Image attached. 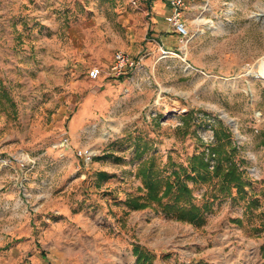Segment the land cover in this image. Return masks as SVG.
I'll return each instance as SVG.
<instances>
[{
	"label": "rangeland",
	"instance_id": "1",
	"mask_svg": "<svg viewBox=\"0 0 264 264\" xmlns=\"http://www.w3.org/2000/svg\"><path fill=\"white\" fill-rule=\"evenodd\" d=\"M142 3L0 0V264H264V0H203L177 47L91 79L151 38ZM225 132L245 199L221 196L202 227L127 205L143 160L167 176Z\"/></svg>",
	"mask_w": 264,
	"mask_h": 264
},
{
	"label": "trees",
	"instance_id": "2",
	"mask_svg": "<svg viewBox=\"0 0 264 264\" xmlns=\"http://www.w3.org/2000/svg\"><path fill=\"white\" fill-rule=\"evenodd\" d=\"M226 140L218 136V144L208 145L207 148L189 158L188 166L176 168L163 176L156 165L155 158L143 160L139 168V176L142 177L145 191L143 195L131 196L126 203L132 210L156 208L166 216L177 221L190 223L196 227H202L207 222V215L214 212L215 201L221 196H231L235 199L233 191L240 199L248 195L249 180L242 169V162L236 160L238 146L231 138L230 132L224 133ZM209 151V153H207ZM149 152L147 146L139 151L136 156L140 159ZM212 160L215 161L212 168ZM102 177L106 175L100 172ZM217 180V181H216ZM189 182L195 184H212V201L204 194L202 205L196 202L195 191ZM259 206V200L252 198L247 204V209ZM258 233L264 232V212H262L261 226ZM141 262L149 261L141 250H136Z\"/></svg>",
	"mask_w": 264,
	"mask_h": 264
},
{
	"label": "crops",
	"instance_id": "3",
	"mask_svg": "<svg viewBox=\"0 0 264 264\" xmlns=\"http://www.w3.org/2000/svg\"><path fill=\"white\" fill-rule=\"evenodd\" d=\"M202 1L203 0H190V8L188 11H190V9L193 10V13L197 11ZM142 7L144 9L143 12L149 15L148 17L150 19L149 30L151 31L150 33L151 38L145 37L146 41L144 43V46L138 49L139 45H137L135 47L137 53L135 54L130 53V54L133 57L139 59L143 57L145 58L148 49L154 47L155 44H157L158 48L162 50L177 47L182 40L181 39L179 41V38L181 36L174 31L173 27L166 20L167 16L170 15L172 11L169 4V0H144V3H142ZM188 11L186 12V24L189 27V25L192 23V19L189 18ZM146 47L148 48L146 49ZM111 61H112V57L103 59L101 62L102 66L100 67L103 66L108 67L111 64ZM124 76H122L121 78H123ZM103 77L104 79H109L108 82H111L114 79V78H107L105 76Z\"/></svg>",
	"mask_w": 264,
	"mask_h": 264
},
{
	"label": "built area",
	"instance_id": "4",
	"mask_svg": "<svg viewBox=\"0 0 264 264\" xmlns=\"http://www.w3.org/2000/svg\"><path fill=\"white\" fill-rule=\"evenodd\" d=\"M169 4L172 11L166 20L173 27L174 31L184 39L190 33L189 27L186 24V12L190 8V0H169ZM140 60L133 57L130 53L117 51L112 63L108 67H93L89 75L93 80H98L102 76L114 79L120 78L135 69L140 64Z\"/></svg>",
	"mask_w": 264,
	"mask_h": 264
}]
</instances>
